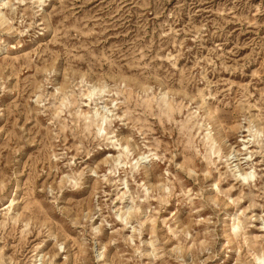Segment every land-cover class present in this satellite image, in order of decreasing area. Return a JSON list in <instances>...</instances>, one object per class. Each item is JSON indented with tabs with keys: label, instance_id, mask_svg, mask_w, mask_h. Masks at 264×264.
I'll return each instance as SVG.
<instances>
[{
	"label": "rangeland",
	"instance_id": "rangeland-1",
	"mask_svg": "<svg viewBox=\"0 0 264 264\" xmlns=\"http://www.w3.org/2000/svg\"><path fill=\"white\" fill-rule=\"evenodd\" d=\"M0 14V264H264V0Z\"/></svg>",
	"mask_w": 264,
	"mask_h": 264
},
{
	"label": "bare ground",
	"instance_id": "bare-ground-1",
	"mask_svg": "<svg viewBox=\"0 0 264 264\" xmlns=\"http://www.w3.org/2000/svg\"><path fill=\"white\" fill-rule=\"evenodd\" d=\"M0 1H2V0H0ZM0 17H3L2 14H0Z\"/></svg>",
	"mask_w": 264,
	"mask_h": 264
}]
</instances>
